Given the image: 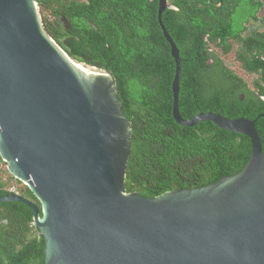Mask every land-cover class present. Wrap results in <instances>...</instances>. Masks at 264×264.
<instances>
[{
    "label": "water",
    "instance_id": "1",
    "mask_svg": "<svg viewBox=\"0 0 264 264\" xmlns=\"http://www.w3.org/2000/svg\"><path fill=\"white\" fill-rule=\"evenodd\" d=\"M157 23L175 64L172 117L209 121L249 138L237 174L156 198L125 191L131 127L106 69L76 63L47 34L35 0H0V159L40 208L32 212L43 264H264V153L255 120L178 110V49ZM41 212V214H40Z\"/></svg>",
    "mask_w": 264,
    "mask_h": 264
},
{
    "label": "trees",
    "instance_id": "2",
    "mask_svg": "<svg viewBox=\"0 0 264 264\" xmlns=\"http://www.w3.org/2000/svg\"><path fill=\"white\" fill-rule=\"evenodd\" d=\"M35 2L47 34L72 61L106 68L115 80L131 127L127 193L156 198L243 169L248 137L209 121L184 127L173 120L175 64L157 23L158 0ZM161 21L178 49L181 117L211 112L255 120L264 153V0H166ZM0 165V197L14 182L40 208ZM43 249L31 210L0 203V264H43Z\"/></svg>",
    "mask_w": 264,
    "mask_h": 264
},
{
    "label": "built area",
    "instance_id": "3",
    "mask_svg": "<svg viewBox=\"0 0 264 264\" xmlns=\"http://www.w3.org/2000/svg\"><path fill=\"white\" fill-rule=\"evenodd\" d=\"M23 187H27L25 185V183H21V186L19 187L20 189H22ZM9 193H13V194H19V189L17 186L12 185L9 189H8Z\"/></svg>",
    "mask_w": 264,
    "mask_h": 264
},
{
    "label": "rangeland",
    "instance_id": "4",
    "mask_svg": "<svg viewBox=\"0 0 264 264\" xmlns=\"http://www.w3.org/2000/svg\"><path fill=\"white\" fill-rule=\"evenodd\" d=\"M225 58H227V57H225ZM228 59H229V58H228ZM226 63H230V62L226 61ZM0 167H2V165H0ZM12 182H13V181H12ZM13 185H15L14 182H13ZM15 186H17V185H15Z\"/></svg>",
    "mask_w": 264,
    "mask_h": 264
},
{
    "label": "clouds",
    "instance_id": "5",
    "mask_svg": "<svg viewBox=\"0 0 264 264\" xmlns=\"http://www.w3.org/2000/svg\"><path fill=\"white\" fill-rule=\"evenodd\" d=\"M16 180V179H15Z\"/></svg>",
    "mask_w": 264,
    "mask_h": 264
}]
</instances>
